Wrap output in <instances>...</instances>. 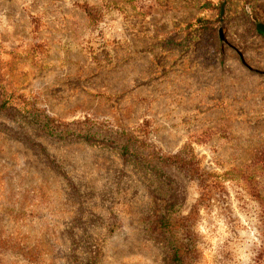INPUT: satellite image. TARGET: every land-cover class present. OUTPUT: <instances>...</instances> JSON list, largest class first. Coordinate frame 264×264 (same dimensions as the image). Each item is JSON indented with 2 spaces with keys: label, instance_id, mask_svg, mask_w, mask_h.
Instances as JSON below:
<instances>
[{
  "label": "rangeland",
  "instance_id": "1",
  "mask_svg": "<svg viewBox=\"0 0 264 264\" xmlns=\"http://www.w3.org/2000/svg\"><path fill=\"white\" fill-rule=\"evenodd\" d=\"M258 23L264 0H0V264H176L182 247L264 264ZM34 108L98 133L51 135ZM115 130L147 146L126 155ZM180 150L214 175L201 204L199 180L149 160Z\"/></svg>",
  "mask_w": 264,
  "mask_h": 264
},
{
  "label": "trees",
  "instance_id": "2",
  "mask_svg": "<svg viewBox=\"0 0 264 264\" xmlns=\"http://www.w3.org/2000/svg\"><path fill=\"white\" fill-rule=\"evenodd\" d=\"M84 11L87 16L93 22L99 21V12L98 9L91 4L84 3L82 5ZM200 25L205 23L203 19L199 20ZM37 109V121L40 126L45 129L49 134L55 135L60 134L61 136H65V133L70 132V126H75L76 129L73 130V134L86 136L88 139L90 137H96L98 133V127L95 123L92 122L90 118H87L84 121H76L72 125L71 123L63 122L58 120L56 117L52 116L47 112L46 109L43 108H34ZM112 142L116 144L119 148L122 149L124 153L127 154H135L139 155L141 152L138 151L140 147L147 146V141L144 140L140 136H136L133 133H129L126 130H115V133L112 135ZM154 161L162 166H171V167H179V169L183 170L187 175H189L192 179L199 180L200 188H201V196L199 199V204L210 199L214 188L217 187V183L213 181V174L206 170H203L200 167L199 161L195 158L194 155L185 153V151L180 150L176 153H164L154 151L152 155L149 157V160ZM161 226L164 231L174 228L173 221L166 220L164 218L161 220ZM190 250L195 251V247L193 248V244L190 243ZM185 247L180 248L175 252V263L176 264H187L186 255H185ZM189 255V253H188Z\"/></svg>",
  "mask_w": 264,
  "mask_h": 264
},
{
  "label": "water",
  "instance_id": "3",
  "mask_svg": "<svg viewBox=\"0 0 264 264\" xmlns=\"http://www.w3.org/2000/svg\"><path fill=\"white\" fill-rule=\"evenodd\" d=\"M222 13H223V7H222ZM257 27L261 30H264V26L260 23L257 24Z\"/></svg>",
  "mask_w": 264,
  "mask_h": 264
}]
</instances>
